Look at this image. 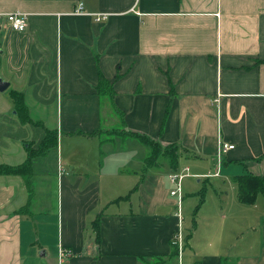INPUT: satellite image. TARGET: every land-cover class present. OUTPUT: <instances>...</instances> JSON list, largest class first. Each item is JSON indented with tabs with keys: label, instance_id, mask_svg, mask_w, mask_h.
<instances>
[{
	"label": "crops",
	"instance_id": "0c3cea01",
	"mask_svg": "<svg viewBox=\"0 0 264 264\" xmlns=\"http://www.w3.org/2000/svg\"><path fill=\"white\" fill-rule=\"evenodd\" d=\"M16 10L26 29L0 18V165L57 138L28 180L0 174V264H178L180 224L183 264H264V193L243 202L235 180L264 175V0H0ZM137 134L177 144V166ZM182 161L213 162L199 179L233 167L186 226Z\"/></svg>",
	"mask_w": 264,
	"mask_h": 264
},
{
	"label": "trees",
	"instance_id": "16d2710c",
	"mask_svg": "<svg viewBox=\"0 0 264 264\" xmlns=\"http://www.w3.org/2000/svg\"><path fill=\"white\" fill-rule=\"evenodd\" d=\"M101 89L109 90L111 88V85L109 81L103 76H100V85ZM15 98L17 100V106L20 111H26L25 105L23 103L22 97L15 94ZM23 121H32V119L29 117L27 112L25 114L23 113L21 115ZM137 136L140 137V139L148 144L152 151L148 158L150 163H154L158 157L162 154L167 155V157L170 160V164L174 167L177 166L178 163V145L177 144H170L165 147H162L158 142L154 141L150 137L146 135L137 134ZM57 138V131L54 130H47V135L44 138V140L41 142L38 149L29 148V156L28 160L24 162L21 165L18 166H11L6 164L0 165V174L1 173H18L23 174L27 176H30L32 172V165L31 160L32 158L37 154H44L48 148H50L56 141ZM235 180L238 183L239 186V197L241 201L243 202H253L256 199V196L259 193H264V175L255 174L253 172H246L243 174H238L235 176ZM204 200V193H201V202ZM200 202V203H201ZM95 226H96V232L98 235L99 232V217L94 220ZM177 250V248L175 247Z\"/></svg>",
	"mask_w": 264,
	"mask_h": 264
},
{
	"label": "rangeland",
	"instance_id": "374dc122",
	"mask_svg": "<svg viewBox=\"0 0 264 264\" xmlns=\"http://www.w3.org/2000/svg\"><path fill=\"white\" fill-rule=\"evenodd\" d=\"M128 138H129L128 136H122L121 138H119L118 142L119 143L123 142L127 144ZM182 164L183 165L180 166L179 170H181L185 166V164H188L189 173H196V172H200L201 170H203L202 172H207L209 170L213 171L215 168L213 166V162L210 163L206 161L205 162L182 161ZM232 171H233V167H229L226 169L224 168L223 176H219V177L212 176L210 178L202 177L199 179L198 176L189 175L183 179V192L185 198L188 197V199L185 200L183 204V212L185 214V226L191 224L192 222V212L194 210V207H192L191 202L196 200V202L198 203L199 200L201 199V193H204V202L206 200L208 201V203L210 202L211 195L213 197H216V193H222V191L224 192L226 190H228L229 193H231L233 184L230 183L229 181L230 175H227V173L230 174ZM187 211H189L190 213H187ZM257 212H259V208H257ZM244 237H246V235ZM188 238L185 237V245L188 241Z\"/></svg>",
	"mask_w": 264,
	"mask_h": 264
},
{
	"label": "built area",
	"instance_id": "2783aa9c",
	"mask_svg": "<svg viewBox=\"0 0 264 264\" xmlns=\"http://www.w3.org/2000/svg\"><path fill=\"white\" fill-rule=\"evenodd\" d=\"M83 5L80 4L76 11H82ZM103 15H98L97 18H102ZM28 13L20 10L16 11H10L6 13H1L0 18H5L12 28L16 30H24L26 29L28 25ZM234 144L225 142L221 140L219 142V149H218V159H222V156L230 149L233 148ZM189 167H185L184 169L180 171H174L170 173L169 178L171 182L173 183V187L170 190L171 195L177 196V207H178V213L181 215V207H182V200H183V192H182V181L185 176L189 174L188 172ZM218 173V172H217ZM173 243L178 248V264H183L182 260V252L185 245V235L183 233V227L180 224L177 231L174 234L173 237ZM68 253L66 249L63 248V251L61 252L62 255Z\"/></svg>",
	"mask_w": 264,
	"mask_h": 264
},
{
	"label": "water",
	"instance_id": "95a60500",
	"mask_svg": "<svg viewBox=\"0 0 264 264\" xmlns=\"http://www.w3.org/2000/svg\"><path fill=\"white\" fill-rule=\"evenodd\" d=\"M9 86V81L3 80L0 77V90H5Z\"/></svg>",
	"mask_w": 264,
	"mask_h": 264
}]
</instances>
